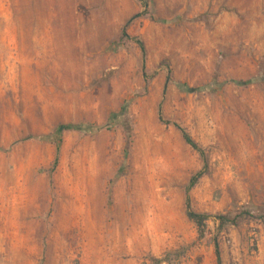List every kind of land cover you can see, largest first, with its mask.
I'll return each instance as SVG.
<instances>
[{
    "label": "rangeland",
    "instance_id": "rangeland-1",
    "mask_svg": "<svg viewBox=\"0 0 264 264\" xmlns=\"http://www.w3.org/2000/svg\"><path fill=\"white\" fill-rule=\"evenodd\" d=\"M149 1H0V264H264V0Z\"/></svg>",
    "mask_w": 264,
    "mask_h": 264
},
{
    "label": "trees",
    "instance_id": "trees-1",
    "mask_svg": "<svg viewBox=\"0 0 264 264\" xmlns=\"http://www.w3.org/2000/svg\"><path fill=\"white\" fill-rule=\"evenodd\" d=\"M137 1H139L146 8L149 7V2H150L149 0H137ZM138 17L139 16H136V17H133L131 20H129L127 23V26L133 20H135V18H138ZM161 22H164V21H161ZM124 36H127V34L124 33ZM137 44L140 46V48L143 52V55L145 57V45H144V43L140 40H137ZM143 74L146 78H148L145 63L143 65ZM257 81H258V79H253V80H249L246 82L233 81V83L239 84V85L240 84L249 85V84H252V83L257 82ZM177 87L181 91L186 92V93L204 92L205 90H212V88H213L212 85H208V86H205L203 88H190L187 85L180 84V83H178ZM124 115H125V109H122L121 113L115 114V116H113V118L107 124L101 125V126L82 125V124H63V125H60L56 129V131L54 132V135H53L54 136V142L58 147L57 153L59 154V152H60L59 145L62 142V138H63L65 133H67V132L98 133V132H101L103 130H110L114 126L113 122L116 121L118 117L124 116ZM159 119L162 122L164 121V118H163L161 111H159ZM173 125L180 131L185 143L187 145H189L195 152L200 154V156L205 161L204 169L201 170L200 172H198L196 175H194L191 178L189 186H188L187 191H186V198H185L186 216L189 219V221H191L192 223H194L196 225L198 232H199V238L203 239L206 235L207 223L211 220L212 217L210 215L202 214V213H198V212L194 211L192 209V206H191V200H190L189 194H190V191L198 184V182L207 173L208 164H207V160H206L205 151L202 149V147L199 146V144L189 135V133L185 129H183L181 126H179L176 123H174ZM44 139H51V137H47ZM57 162H58V156L55 160V164H57ZM215 219L217 220V222L219 224V230L220 231L224 230L229 225H235L237 223V220H238V218L237 219H231L230 217H226V216L215 217ZM215 254H216V258H217V264H222L220 246H219V243L217 241H215ZM185 255H186L185 250L178 251L175 253H169V254H166L162 258H152V264H165V263L173 264L174 258L183 259L185 257Z\"/></svg>",
    "mask_w": 264,
    "mask_h": 264
},
{
    "label": "bare ground",
    "instance_id": "bare-ground-1",
    "mask_svg": "<svg viewBox=\"0 0 264 264\" xmlns=\"http://www.w3.org/2000/svg\"><path fill=\"white\" fill-rule=\"evenodd\" d=\"M81 211H80V216L79 218L82 219L83 221H86L89 216L92 215V205L93 201L91 200V197L89 194L83 195V198L81 199Z\"/></svg>",
    "mask_w": 264,
    "mask_h": 264
},
{
    "label": "crops",
    "instance_id": "crops-1",
    "mask_svg": "<svg viewBox=\"0 0 264 264\" xmlns=\"http://www.w3.org/2000/svg\"><path fill=\"white\" fill-rule=\"evenodd\" d=\"M0 1H8V0H0ZM5 22H6V29L5 33L4 30L2 32V43L5 44V47L7 50L9 49V44H10V35H9V15L6 14L5 16Z\"/></svg>",
    "mask_w": 264,
    "mask_h": 264
}]
</instances>
